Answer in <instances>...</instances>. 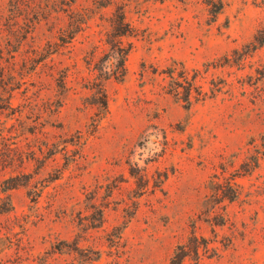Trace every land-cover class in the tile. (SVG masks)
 <instances>
[{
	"label": "rangeland",
	"instance_id": "obj_1",
	"mask_svg": "<svg viewBox=\"0 0 264 264\" xmlns=\"http://www.w3.org/2000/svg\"><path fill=\"white\" fill-rule=\"evenodd\" d=\"M95 1L0 0V264H264V0ZM117 7L104 109L85 59Z\"/></svg>",
	"mask_w": 264,
	"mask_h": 264
},
{
	"label": "trees",
	"instance_id": "obj_2",
	"mask_svg": "<svg viewBox=\"0 0 264 264\" xmlns=\"http://www.w3.org/2000/svg\"><path fill=\"white\" fill-rule=\"evenodd\" d=\"M72 3L68 4L67 10V22L64 26L59 28V43H57V47H64L66 44H69L76 34L82 33L86 28L89 27V9L86 7L76 8L73 7ZM97 6L99 7H107L111 5V1L107 3H101V1L96 0ZM207 5H209V11L213 15L216 16L220 12L223 7L222 0H206ZM101 31L105 38L103 39V44L107 47V51L104 53L106 59H103V63L99 64L94 61L95 58V50L91 52V55L85 59L87 67H90V70L93 74L91 78L92 86L90 89L95 97V103L99 106H102L104 109L107 108V96L104 89L105 81L110 78L115 80H122L126 75V60L127 56L132 47L131 42L124 45L123 38L130 37L133 32V28L130 23L126 19L125 11L123 7H117L108 18L103 20ZM264 44V33L259 35L255 34L253 36V40L250 41L248 45L244 47L246 51L240 54V56L246 54L247 52L255 51L259 47ZM237 53V50L234 51ZM112 60V61H111ZM110 61V67L107 68L104 63ZM185 73V71H184ZM66 75H62V80ZM62 83H64L62 81ZM195 79H191L187 81L186 86H183L184 92V101H187V104L190 103V96L192 90H194L196 86ZM179 86H171V91L175 95L180 94ZM196 90V89H195ZM200 92V91H199ZM198 93V92H197ZM264 155V153H263ZM256 163H259V158H256Z\"/></svg>",
	"mask_w": 264,
	"mask_h": 264
}]
</instances>
